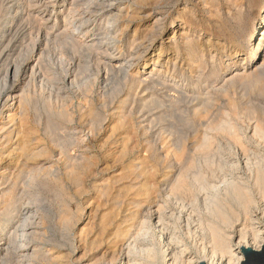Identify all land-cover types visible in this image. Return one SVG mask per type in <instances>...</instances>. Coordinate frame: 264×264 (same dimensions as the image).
Segmentation results:
<instances>
[{"label": "bare ground", "instance_id": "6f19581e", "mask_svg": "<svg viewBox=\"0 0 264 264\" xmlns=\"http://www.w3.org/2000/svg\"><path fill=\"white\" fill-rule=\"evenodd\" d=\"M207 1L215 2L216 0H197V2H200L201 4H204V5H206ZM223 1L226 5H229L231 6V8H233L234 11L231 15V18L233 19V21L236 20L238 25H240L241 24L240 17L242 15V10H241L242 0H223ZM40 2H42V0H0V25H1V22L2 24L3 22H5V26H6L4 30L0 31V164L6 161L8 164V167H10L9 169L0 171V264H66V263L67 264H89V263L90 264H148V263L149 264H180V261H181L180 257H182V254H183L181 252L182 250L180 251L181 241L178 237V234H180V231H179L180 226H182L183 223L185 224L184 229L186 228V231L184 232V229L183 228L181 229L186 236L190 237L191 231L189 227L191 226V224L189 221H192L191 220L192 213H189V211H191L192 207L197 205V202L200 201V199H201L200 202H202L201 207L204 206L203 209H204L205 215L203 217L199 215L198 221L196 220L197 230H200L201 234L206 232L209 235V243H210L209 244L210 248L206 251V254L209 256L211 260L206 261L204 263L205 264H221V263L240 264V262L242 261V255H240L239 257H235L234 255L235 253L233 254L229 246L230 240L228 239L227 235L224 232H222V230H220V226L221 225L229 226V224L231 223L230 217L234 216V214H232V204H237L239 208L241 209V212L244 215H248L251 207H253V205L256 203V200L258 201L264 200V156L260 155L259 153V147L260 146L264 147V117H263L264 107H262L263 112L254 111L253 110L254 108H252L253 105L250 104L251 103L250 101V103L248 102L247 105L250 104L249 109L251 108L252 110L244 109L242 111L241 109L240 112H238L239 110L236 109L237 107H235L234 102H232L233 99L231 98L232 101L230 100L228 101V105L230 108V115L225 113V111L227 112V110L219 109V111L221 112L223 111L221 118L218 119L217 117L219 116L218 114H221L220 112L217 115L215 113L214 116H216L215 118H217L218 120L216 119V121H212L211 124L208 123L209 125L206 124L207 127H205L206 129L203 128L205 129V131L204 133L202 132L201 137L197 138V135L200 136L199 133L198 134L196 133L197 134L196 135V134L191 133L192 131L189 132V136L193 134V136L191 137H194L193 139L197 138L196 141L193 140L194 143L190 142L192 138L190 139L189 142H187L188 139L182 140L180 136L178 137V135L181 133V129L182 131L185 130L181 128L182 126L180 127L181 129H179L180 132H176L177 129L172 128V131L176 130L175 133H178L176 136L182 140V141L181 140L178 141L179 142L178 144H180V146L177 144L174 145L178 147H175L176 151L173 152L174 156L180 153V156H178V158H180V162L178 163L174 159L178 164H180V173L179 174L176 173L178 176H175V175L169 176V173L171 171L167 174H163L162 178H160V180L158 179L160 182L159 184H156V176H157L156 174L158 173V168H163V169L169 168L168 166H165V164H166V158L168 154L170 153L169 149H171L172 147L170 145L168 146L166 142V140L169 139L168 137L167 139H164L165 142L162 139L163 134L166 132L162 128V126L164 125L161 126L162 128L161 131L164 130L165 132L162 134V137H161L162 142L159 144V146L155 143L156 140L149 142V140L151 139L147 140L146 138L150 130L149 125H153L152 124L154 123L152 122L153 120L157 121L156 119H154V118H157V113H154L153 110L158 109L159 107L162 108V106L163 107L166 106L164 105L162 101L161 102L163 104L160 105L161 104L160 103L159 104L160 106H159L156 102H154L155 100L154 98H153L154 99L153 100L154 103H153L151 101L152 96L151 98H148L150 97L148 96L147 100H145L147 95L145 96V94H143L146 88L147 89L151 88V87L148 88L150 84L152 85V83H156L160 79L154 76L155 72H157V74H160L162 72V69L164 68L165 72L168 73V70H170L171 68V71H172V73L170 74L171 76L173 74V71L176 69H178L180 73L183 75L184 61L186 60L188 64L187 66H189L191 69L194 70V72H196V74L193 75L194 80H200L202 78L203 72L206 70L208 66L210 67L209 69L211 70V75L215 73L214 63H216V59L219 56L210 55L211 49L215 45L213 46L211 44L213 42H210V40H207L206 42L204 41L205 43L201 44V39H200L201 33L199 34V36H194L193 35L194 33L192 34V31L190 30H193V31H196V30L194 27H191L192 17H190V19L187 18V15L189 14L190 10H187L186 7L184 6L181 9L177 10L171 17L172 18L171 21L173 23L169 26V28L173 27L174 22L179 23L182 20L184 21V18L186 17L187 19L185 18L184 23L187 24L188 28L190 29L189 31H185V32L180 31L179 39H176L175 32L178 30L177 29L178 25H176L175 27L172 28V31L169 34L171 36H169L167 40L165 41V43H167L170 48L174 49L175 57L172 60H167L164 63L162 62L159 63L162 57V54H163V52L161 51L163 47L162 45H160L161 47L159 48V51L155 54L156 60L151 64L150 72L146 73L143 79H141V77H137L139 76L138 72L133 73V71L131 70V66H132V63H134L135 60L137 62L139 57L141 56L140 55L141 49H143V51L141 52H146V46H144L143 42L150 41L151 40L150 36H153L155 35V33H160V31H162L161 20L154 17L153 14L148 13L150 12V9H149L151 8L150 6L152 7L155 6L158 0H124V2L123 0H48V2L44 3L45 5H43L45 6L43 11H45L46 8H48L49 11L51 12L49 16H47V19L44 16H39V14H37L38 16L34 15V10L37 9L38 5L41 4ZM143 6H145V8ZM205 7H208V6H205ZM206 10L207 9H205V11ZM213 10L216 12L217 9L215 10V8H213ZM217 13L219 15L220 12H216V14ZM258 13L259 14L256 17L257 18L256 23L252 25L251 28H249L248 38L245 41L244 45L249 48L248 52L250 53L255 52L256 54L259 49L261 50L260 52L261 54L258 55L260 56L259 57L260 63H257L253 67H251L252 70L250 69L251 71H249L250 73L248 74L246 73L243 74V72L239 73V71L238 72L233 71L234 73L231 74L232 67L230 68L229 64H225V67L223 68L224 78H223L222 84L219 85L218 88L216 87L218 89L217 90L218 92H222L224 88L229 87L233 85L235 82H237V80H242V79H245L244 80L245 82H246V79H247V82H251L250 84L248 83V85L251 86V89L249 88L250 91L252 90L253 87H255L258 91L260 90L264 91L263 90L264 82L262 84L259 82V80L261 78L263 79L264 77V1L262 2V7ZM213 16L214 17L216 16L215 18H217L218 20L217 15H213ZM141 18L147 19L148 22H149V19L152 20V23L149 26L148 30H146V32L140 33L139 35H137L136 31H134V33L131 36V39L129 38L130 40L127 41L129 48H132L131 52H129L131 56L127 57L126 59H123L121 62L120 60H118L117 61L118 63H113V61H115V59L117 58L116 56H120L121 54L120 44L124 42L123 36H125V32L128 30V28L130 27L132 23L139 22ZM220 23H223V21H220ZM39 24H45L46 26L49 25L51 28L49 30L50 33L45 32L46 30L45 31L42 30L43 26L40 29ZM32 28L36 29L35 34H33V32L31 31ZM206 28L208 30L209 26H206ZM27 29L29 31H27ZM240 29L239 31H243ZM226 31L227 32L225 33V30H222L221 25H220L218 26L217 34L226 37L225 35L228 34V30ZM208 32H211V31H208ZM26 37H28V39H30L32 42L30 44L28 43L29 45L27 47V52L29 51L31 55L41 52V50L35 45L36 42L41 43L44 40H47V42L49 43L50 39H47V38H51L53 40L52 42H54L56 46V51L58 55V58L57 59L55 58V62H56L55 66L60 72L64 73L63 79L61 78L60 80L58 79V76H57V79L55 81L58 82L59 80V82L56 84H54L55 82L53 83L56 86L55 88L56 91L54 92L53 102L52 104L50 103L51 106H48V107H51V114H52L54 121L49 122L48 117H46L47 118L46 121H48V123L51 124L49 125H50V128L52 127L51 128L52 131L55 129L62 130L63 126L61 125L62 124L61 120L62 121L64 120L67 123H71L73 121V113L67 108V103L65 102V100H63L60 97V88H58L59 84L60 83L66 84L67 82L66 80L68 79V77H70L68 79L69 80L68 84L75 85L76 81L73 79L78 78L80 80L81 78L79 76H83L84 74L81 75L80 74L81 70L80 71L78 70L80 73L78 71L77 72L80 75L78 76V73H76V77H75L73 76L74 70L75 69L77 70L79 66L82 67L81 64H84V67L87 64L90 65L89 62L91 61V59H95V62L93 63L92 67L89 66L90 69L88 68V70H86V67L85 68L82 67L84 68V70L82 69L83 71L86 70V73L88 72L89 73L87 77H85L84 83L82 82L83 83L82 88H83L84 95H83V99L82 98L81 99L83 100L82 102H84V106L81 105L78 109L79 120L84 122L85 126L87 127V131L88 133L91 134V136L96 137L98 135H101L105 131L107 134L106 136L107 138L105 137L106 140L105 141L103 140L104 146L105 145L115 146V144H117L118 146L119 144L120 146L118 147L120 148L118 150L122 157H124L126 154H133L138 148L139 149L142 148L145 152H149V153L153 152L157 156L155 158V165L153 164L151 165V163H149L146 160L147 158L141 161L139 164L138 163L134 165L127 164L128 167L123 168L126 173L124 175H119L118 176L119 178L113 177V178H108L106 180H99V181L96 180L95 181L96 178L94 179V177H91L90 179H92L93 181L91 183L92 189H93V192H95V195L94 197H92V195H90L89 197L87 196V199L85 200V206H86L85 209L87 210L88 221L85 222V224H83V226L78 230L77 235L75 237L73 234L70 233V230L77 227L78 224L84 220V219L82 220V218H83L85 211L83 212L81 211L82 209L80 210L77 208L75 212H72L69 206L70 202L68 204L65 203L66 206L64 205L61 206L63 208L65 207L63 211L67 215V217L64 218V216L66 215L63 214L64 216L63 215L62 216L64 220L59 221L60 224L63 222L62 226L64 225L66 227V230L68 231L65 233L64 237L66 238L72 237L70 239L71 243H75V244L77 243V245L78 244L83 245L81 247H78L76 245L75 247L74 246L75 244H72V245L69 244L70 247L67 249V254L65 258L61 257L60 255H57V253H56V256L53 257V254L51 253V251L54 249L56 252L63 251L62 246L64 245L59 246L57 244L58 246H55L47 238V236L45 235L43 231L44 229L43 222L45 221V216H42V215L40 216V213L42 214L44 213V211L40 209L39 207H36L34 210L33 208L32 209L30 208L31 206L29 207L30 203L28 204L27 202V200L29 201V199H27V196L23 189L24 185H26L27 183L30 185L31 183H35L37 180L38 181L58 180L60 181L59 185L61 187V190L64 192V195L67 194L66 185H63L64 182L62 181V179L58 178L59 175L58 177L54 176L50 168H44V166L39 167V165H34L33 163H30L32 162V160H35L37 157H40L43 155L47 156L48 153L42 147L39 148L38 143L34 144L35 143L34 140L37 141V137L36 139L34 138L35 129L31 125V123L33 122L30 121V118L32 117V120H33V115L35 113H33L31 117L29 116L30 114V106H29L30 99L28 97L29 93L27 91H26L27 95L23 94V92L22 94L21 92L18 93L20 88L17 86L15 87L13 84L12 85L10 84L11 86L10 85L7 86L9 84L8 78L11 77V79L13 80L12 83H14L16 79L19 77L20 73H22L23 77H26L27 73L30 72V74H32L33 72H36L35 69L38 68L37 64L35 65L32 64L31 56L29 54H27V56L29 55L30 58L23 56L25 57L23 58L24 60L22 61L21 59L22 62L18 63L17 61L16 62L9 61V58L5 53L6 46H9L8 44L12 43V40H15L16 42V40L22 38V40L25 43ZM23 41L21 43H23ZM49 45L51 46V42ZM226 45L228 44L225 43L222 47H218L222 49L219 52L220 56L228 52L226 50L227 48ZM16 46H17V43H16ZM53 46L51 47L53 48ZM44 47L45 48L43 50H46L47 49L46 46ZM115 51L118 52V55L117 54L115 55L114 53ZM205 51H209L208 52L209 62L205 61L207 58L205 55L206 53ZM183 52H184L185 58L186 57L187 58L185 60L183 58L180 59V64H177V62L179 61V60L177 61L178 56L180 54V57H181V54ZM12 55H13V52H12ZM61 55L63 56V59ZM41 56H39L38 59ZM67 57H69L68 62L67 64H65L63 60L64 59L66 60ZM81 57H82V62L80 60ZM38 61H39L38 63L41 62L40 60ZM237 63L235 62V65L238 68L241 65ZM38 65L40 66V64ZM242 65H244V58L242 61ZM70 73L72 75H70ZM93 73H95V78L93 76V79H90ZM113 75H116L117 77L120 76L122 79H125V81L130 80L129 85L127 84L128 85L127 92L125 91L126 93H124L126 94V96L124 95V99L122 97L121 99L123 100L121 101L119 100L120 99L119 97L118 99L119 102H117L116 105H113L111 100H114L115 96L120 94L121 91L118 89L119 87L117 88L115 87V85H113L114 88L112 87L113 90L111 91V93L109 92L110 94H108V96L104 92L107 83L109 82V80L111 79ZM189 75H190L189 78H192V74H189ZM31 77H34V76L31 75ZM71 77L73 79H71ZM244 81H243L242 87L243 85H246L244 84L245 83ZM160 82L163 83L164 81H160ZM32 83H33V79H32ZM117 83L118 82H115V84ZM258 83L262 85L261 88L257 86ZM78 84L79 83H77V85ZM95 84H97L99 86V89H101L100 93H98L96 96V100H94L95 98L93 99L92 97L93 95L92 89ZM167 84L170 85V83H167ZM238 84L241 85L239 82ZM238 84H236V87L239 86ZM24 85L26 86L27 84H24ZM159 85L161 86L162 84H159ZM153 87L154 86H152V88ZM169 87L167 88L169 89ZM171 87L175 89L173 85ZM246 87H243V88L245 89ZM163 88L165 90V87H162V89ZM38 92L37 94L42 93V92L40 93ZM166 92L163 94V96L165 95V98H166ZM183 93L180 92V94H183ZM34 95L35 94H33V96ZM200 96L202 95L200 94ZM260 96H263V95H260ZM49 97L46 98L44 96V99L46 98L48 99V101L50 99L52 100V98L49 99ZM187 97H188V93H187ZM194 97L196 98L195 95ZM167 98L169 99V97ZM182 98L180 100L181 103L183 100ZM185 99L183 103L187 100ZM237 99L239 100V98ZM213 100L215 99H212V101ZM258 100L256 101L258 102V104H260L259 103L260 100L259 101ZM261 100H264V99H262L261 97ZM177 101H175V103H177ZM256 101L254 102L252 101V102L257 103ZM34 103L35 102H33V104ZM165 103H166V100H165ZM169 103L170 102H167V105ZM181 103L179 104L181 105ZM36 104H38L37 100H36ZM155 104H157L158 106ZM209 104H210V99L208 97H206V99L202 100L201 102L199 100L198 103L195 104V106L193 107L192 116L193 117L200 116L199 118H202V115L208 113L207 109L209 108L208 107ZM216 105H215V108H216ZM256 105L257 104H255L254 106ZM177 106L178 105H175V109ZM218 106H220V104L217 105V107ZM261 106L262 105H260L259 107ZM183 107L181 109H183ZM170 108L169 110H171ZM177 110L180 111V109L178 108ZM211 110L212 109H210V111ZM158 112H159V109H158ZM214 112L216 111L214 110ZM181 113L183 114V112ZM181 113H180V116H181ZM201 113L202 115H200ZM43 114H45V112ZM210 114L212 115V113ZM167 115L169 114L167 113ZM231 115L232 117H236L237 119H239V124L243 123L241 121L242 118L247 119L249 122L250 121L253 122V125L250 127L251 136H249L248 133L245 132L246 131L245 126H242L243 128H245V131H243L237 124L238 122L233 121L234 119L230 118ZM38 116H36V118L40 121ZM164 116L166 115L164 114ZM203 117L206 118L207 116L204 115ZM181 118H183V116H181ZM205 118L199 119V120L207 121L208 119H205ZM37 119L36 121L40 123ZM163 119L166 120L168 118H163ZM161 120L162 119H160V121ZM188 120L186 122H188ZM176 121L175 123H177ZM197 121H195V124ZM163 122L166 123V121H163ZM191 122L193 121L191 120ZM155 125H156V122H155ZM47 126L48 125L46 123V126H45L46 130L49 131L48 129L49 126L48 127ZM185 126L186 125H184V127ZM170 128H171V124H170ZM64 129L62 130L63 133L62 131H60L61 134L57 135L58 136L57 139H55L56 137L55 134L59 132L58 130L56 133L53 132V134L51 133V135H49L50 137H52L51 143L55 147L58 148L59 154L62 155V157H64L63 166H62L63 171H64L63 172L64 177L66 179H70L73 185L75 186L74 191L78 193L79 196H82L83 194V197H84L85 190H84L83 185L85 184L86 179L89 178V176H91V173L89 174L91 170L90 169L91 163H90V160L86 159L85 157L82 158L81 160L79 159L80 161L77 159L79 161L77 162V160L75 159V156L71 157L72 155L70 156L67 154L69 153V151H66L64 147H60L61 145L60 146L58 145L57 141L59 139V136L63 137L62 134H64V137H65L66 132H67L66 134H70V132L73 131L71 129L70 130L67 129V131H65L66 129L65 130ZM42 131L44 132V130ZM49 133L50 132H48V134ZM157 133H154L155 134L154 136H156ZM194 135L196 136V138ZM68 136L69 138L70 137L73 138V136H70V135ZM158 136L159 135H157V137ZM167 136H169V134ZM181 136L184 137L187 135L182 134ZM62 137H60L61 141L62 139H64V137L63 138ZM75 137H78V136H75ZM139 137L141 138V142H140L141 145L138 143H135V141L132 142V140H137V138ZM151 137L152 139H154L152 135ZM114 138L116 139V141L110 143L109 140H114ZM170 139L172 138L170 137ZM170 139L169 141H171ZM175 139L177 140V138ZM175 139L173 138V140ZM39 140L42 142L40 138ZM222 140H224L225 142V148L222 145L224 144ZM172 142H169V144ZM174 143L175 142H173V144ZM190 143H192L193 145ZM236 148L240 149L239 153L234 152ZM86 149L87 148H84L82 150L85 151ZM188 151L197 152L202 157L201 159L202 161H199L198 163L196 162L197 165L196 164L195 165L197 167V171L195 170L196 168L194 166L195 173L194 174L192 173V176L187 175V174L188 173L190 174L193 171L192 169H191L192 171L190 170V167L192 166L193 168V164H194L193 162L195 158L193 162L192 160L191 161L189 160L193 164L189 163L188 160H186V159H189V156H186V155H189ZM163 152L165 156L164 154H162ZM212 152L213 153L215 152V154L213 156H210ZM224 152L227 153V155H225ZM190 157H193V155L192 156L190 155ZM176 159H177V156H176ZM251 159H253L254 162ZM130 160L132 161V159ZM185 160L189 163V164L187 163L188 165H186V162H184ZM241 165H243V168L248 170L249 172L248 177L250 178L251 183L248 182V184H245L244 182L242 183L239 180L237 181V179L235 180L233 178H230V176H229L230 179L227 178V176H225L226 175L225 172L227 171V169L236 171L240 169ZM185 166L188 170H185L184 168ZM185 171L186 172L191 171V172H188L186 174ZM134 174L135 176H137L136 178H138L139 176H143V175H146L148 178L143 183H141V181H143L141 180L139 182L141 183V185H138L135 182H132L134 178L133 179L130 178ZM218 177L220 181H218ZM87 192H89V190ZM162 192H164L165 196L166 197L168 196V198H171L172 196V198L174 197L173 199H175L177 198L176 196H178V198L180 196V202H179L180 204L178 205L180 206V209L177 206V208L180 210L178 215L173 214V215L167 216L168 214H166V211H165L168 209L166 201L160 202L161 203L160 206L157 205L158 203H156V199L159 198ZM56 195L59 198L58 193ZM113 195H114V198H116V200H114V202H112L113 200L110 202V199L112 198ZM66 197H69V196H66ZM186 198L189 199L190 201L189 205H187L184 202V199ZM58 202H55V203H58ZM152 205H155L156 207H158V210L155 213L156 216H155V222H154L155 227H156L155 230L157 229L159 233V238L156 239V243H153L154 242L153 240H155L153 239V236H152L153 228L151 227L150 215L147 214L148 209H150V206ZM123 212L127 213V215L122 216ZM153 212H155V208ZM184 212L186 213L188 212V216L186 220L182 222ZM172 213H175V212H172ZM233 213H236V212L233 211ZM134 218H137L138 225L140 226V232L138 233V235L136 234L134 238H132L133 232H131L132 231L131 223L134 220ZM263 225H261L258 228L257 233L253 235V242L255 244L253 243L254 246H251V248H253L254 250H258L264 241V226ZM63 227H61V229ZM245 243H246V237L243 235V233L242 234L239 233V242H238L239 247H248V245ZM80 252L82 253L80 256H78ZM202 252H204V250ZM98 255H100V257L107 256L108 261L100 262L98 260L92 263V261L96 259ZM168 256H169V259H167ZM217 259L221 263L217 262ZM61 260L62 261L64 260V262H62ZM199 263L200 262H196L195 264H199ZM185 264H188V263L186 262Z\"/></svg>", "mask_w": 264, "mask_h": 264}, {"label": "rangeland", "instance_id": "374dc122", "mask_svg": "<svg viewBox=\"0 0 264 264\" xmlns=\"http://www.w3.org/2000/svg\"><path fill=\"white\" fill-rule=\"evenodd\" d=\"M217 1V2H216ZM215 2H211V1H207L206 2V5H204V4H201L200 2H197V0H158V2L155 4V6H150L151 8H149L150 9V12H148V13H150V14H153V16L154 17H156L157 19H160L161 20V29H162V31H160V33H155V35H153V36H150V38H151V40L150 41H144L143 42V44H144V46H146V52H141V51H143V49H141L140 50V57H139V59H138V63L136 62V60H135V64L134 63H132V66H131V70L133 71V73H135V72H138V75L139 76H137V77H141V79H143V77L146 75V73H149L150 72V69H151V64L156 60V57H155V54L159 51V48L161 47L160 45H162V52H163V54H162V57H161V59H160V61H159V63H164L165 61H167V60H172L175 56V51H174V49H172V48H170L169 47V45L167 44V43H165V41L167 40V38L169 37V36H171V35H169L170 34V32L172 31V28L173 27H175L176 25H178V30L175 32V38L176 39H179V36H180V31H189L190 29L188 28V26H187V24H185L184 23V21H185V18H184V21L182 20L181 22H179V23H177V22H174V24H173V27H171V28H169V26L173 23L172 21H171V17L173 16V14L177 11V10H179V9H181L182 7H186V9L187 10H190L189 11V14L187 15V18L188 19H190V17H192V21H191V27H194L195 28V30L196 31H193V30H190V31H192V34L194 35V36H199V34H200V39H201V44H203V43H205L207 40H210V42H213V43H211L214 47H212V49H211V53H210V55L211 56H214V55H216V56H219L217 59H216V63H214V68H215V73L214 74H212L211 75V70L209 69L210 67L208 66L207 68H206V70L203 72V74H202V78L200 79V80H194L193 79V75H195L196 74V72H194V70L193 69H191L189 66H187L188 64H187V62H186V58H185V56H184V52L181 54V57H180V54H179V56H178V59H177V64H180V59H184L185 61H184V73H183V75L180 73V71L178 70V69H176V70H174L173 71V74H172V76L170 75L171 73H172V71H171V68H170V70H168V73L167 72H165V69L163 68L162 69V72L160 73V74H157V72H155V74H154V76H156V77H158V78H160L156 83H152V85L150 84L149 85V83H148V88H152V86H154L152 89L150 88V89H147L146 88V90H145V92L143 93V94H145V96H146V99L145 100H147V97L148 96H150V97H148V98H151V96H152V102H153V100H154V102H156L158 105L160 104V105H162L163 103H164V105H166L165 107H163L162 106V108H158L159 109V112H158V109H155V110H153V112L154 113H157V118H154V119H156L157 121H152V122H154V123H152L153 125H149V128H150V130H149V132H148V134H147V136H146V138H147V140H149V139H151V140H149V142H151V141H155V143L159 146V144L162 142V139L164 140V139H167V137L170 139V137L172 138V139H170L171 141H169V139H167L166 140V142H167V144H168V146L170 145L172 148L171 149H169V154H168V156H167V158H166V164H165V166H168L169 168H167V169H163V168H158V173L156 174L157 176H156V184H159L160 182H159V180H160V178H162V176H163V174H167V173H169L170 171V173H169V176L170 175H175V176H178L177 174H179L180 173V164H178L179 162H180V158H178V156H180V153H178V155H175L174 156V154H173V152L174 151H176V149H175V147H178V146H174L175 144H177V145H179L180 146V144H178L179 142L178 141H180L181 139L182 140H187V142H189L190 141V139H191V141L190 142H192V143H194L193 142V140L194 141H196L197 140V138L198 137H201L202 136V132L204 133V131H205V127H207L206 126V124H211L212 123V121H216V119L217 118H215L216 116H214L215 115V113H216V115L220 112L221 114H218L219 116H217L218 117V119L219 118H221V116H222V112L221 111H219V109H221V110H227V112L225 111V113H227V114H229L230 115V108H229V105H228V101L230 100V101H232V99H233V101L232 102H234V105H235V107H237L236 109L237 110H239L238 112H240V110L242 109V111L245 109H247V110H250L249 109V107H250V104L251 105H253L252 106V108H254L253 110L254 111H261V112H263L262 111V107H264V100H261V97H262V99H264V91H262V90H260V91H258L255 87H253L252 88V92L249 90V88L251 89V86H249L248 85V83L250 84L251 82H247V79H246V82L244 81L245 79H242V80H237V82H235L233 85H231V86H229V87H226V88H224L223 89V93L222 92H218L217 90V88H218V86L219 85H221L222 84V81H223V78H224V70H223V68L225 67V64H229L230 65V68H231V74L232 73H234V72H238L239 71V73H242L243 72V74L244 73H246V74H248V73H250L249 71H251L252 70V68L251 67H253L255 64H257V63H260V56H258V55H260L261 53V50L259 51L258 50V52L256 53L257 54V56H256V54H255V52H252V53H250V52H248V47L247 46H245L244 45V43H245V41L247 40V38H248V33H249V28H251V26L252 25H254L255 23H256V17L258 16V12L260 11V9H261V7H262V2L264 1V0H242V6H241V10H242V15H241V17H240V22H241V24L240 25H238V23L236 22V20H234L233 21V19L231 18V15H232V13H233V8H231V6H229V5H226L225 3H224V1L223 0H216ZM249 1V2H248ZM43 2V3H42ZM42 2H40L39 4L40 5H38V7H37V9H35L34 10V15H37V14H39V16H44L46 19H47V16H49V14L51 13L50 11H49V9L48 8H46V10L45 11H43L44 10V7L45 6H43V5H45L44 3H46V2H48V0H42ZM123 2H124V0H123ZM130 2V1H129ZM189 3V4H188ZM199 4V5H198ZM208 4V5H207ZM202 5V6H201ZM193 6V7H192ZM204 6V7H203ZM205 6H208V7H205ZM224 6V7H223ZM42 7V8H41ZM144 8H145V6H143ZM190 7V8H189ZM212 7V8H211ZM213 8H215V10H216V12H220L219 13V15H218V13L216 14V12L213 10ZM243 8V9H242ZM39 9V10H38ZM193 9V10H192ZM205 9H207L206 11H205ZM232 9V10H231ZM220 10V11H219ZM48 11V12H47ZM224 11V12H223ZM227 11V12H226ZM191 13V14H190ZM217 15V17H218V20H217V18H215L213 15ZM215 13V14H214ZM230 13V14H229ZM42 14V15H41ZM145 14V13H144ZM147 14V13H146ZM227 14V15H226ZM229 14V15H228ZM158 17H157V16ZM168 15V16H167ZM196 17H194V16ZM38 16V15H37ZM167 16V17H166ZM166 17V18H165ZM186 18V19H187ZM198 19V20H197ZM197 20V21H196ZM220 21H223V23H220ZM247 21V22H246ZM216 22V23H215ZM151 23H152V20L151 19H149V22L147 21V19H143V18H141L140 19V21L139 22H134V23H132L131 25H130V27L128 28V32L126 31L125 32V36H123V41L126 43V45H125V43L123 42L122 44H120V46H121V54H120V56H116L117 58L115 59V61H113V63H118L117 61L118 60H120V62L123 60V59H126L127 57H130L131 55L129 54V52H131V50H132V48H129V46H128V44H127V41L128 40H130L131 39V36H132V34L134 33V31H136V34L137 35H139L140 33H142V32H146V30H148V28H149V26L151 25ZM233 23V24H232ZM41 25V26H40ZM221 25V28H222V30H225V33L227 32L226 30H228V34L227 35H225L226 37H224V36H221V35H218L217 33V30H218V26H220ZM42 26H43V28H42ZM206 26H209V29L207 30V28H206ZM5 22H3V24H2V22H1V25H0V31H2V30H4L5 29ZM39 27H40V29L42 28V30H46L45 32H48V33H50V26L49 25H45V24H39ZM49 27V28H48ZM186 27V28H185ZM226 27V28H225ZM37 28H38V26H37ZM136 28V29H135ZM188 28V29H187ZM194 28H192V29H194ZM241 28V29H240ZM29 29V28H28ZM27 29V31H29ZM239 29L240 30H243V31H239ZM198 30V31H197ZM32 32H33V34H35V32H36V29H33L32 28V30H31ZM208 31H211V32H208ZM130 32V33H129ZM168 32V33H167ZM208 32V33H207ZM245 32V33H244ZM210 33H211V35H210ZM224 33V34H225ZM247 33V34H246ZM223 34V35H224ZM234 34V35H233ZM158 35V36H157ZM161 35V36H160ZM210 35V36H209ZM33 36V35H32ZM34 37V36H33ZM153 37V38H152ZM209 37V38H208ZM130 38V39H129ZM204 38V39H203ZM32 39H34V38H32ZM47 39H50L49 40V43L47 42V40H44L43 42H36V46L41 50V52L40 53H35V54H33V55H31L30 53H29V51L27 52V47H28V45L30 44V43H32L31 42V40L30 39H28V37H26V40H25V43H24V41L22 40V38H20V39H18V40H16V42H15V40H12V43H9L8 45L9 46H6V48H5V53H6V55L8 56V58H9V61H11V62H22L24 59L23 58H25V57H28V58H30V56H31V62H32V64H37V67L38 68H36L35 69V71L37 72V74H36V72H33L32 74H30V72L29 73H27V75H26V77H23L22 76V73H20L19 74V77L16 79V81L14 82V83H12L13 82V80L11 79V77L10 78H8V85L7 86H9L10 84L12 85H14L15 87L17 86V87H19L20 89H19V91H18V93H20L21 92V94H22V92H23V94H25V95H27V92L29 93V95H28V97H29V99H30V101H29V106H30V114H29V116L31 117V115H33V113H35L34 115H35V117H34V115H33V120H32V117L30 118V121L31 122H33V123H31V125L34 127V129H35V136H34V138L36 139V137H37V141L36 140H34L35 141V143L34 144H37L38 143V145H39V148L40 147H42L48 154H50V155H48L47 154V156L46 155H43V156H40V157H37L35 160H32V162H30V163H33L34 165H39V167L40 166H44V168H50L51 169V171H52V174L54 175V176H56V177H58V175H59V177L58 178H60V179H62V181L64 182V184L63 185H66V189H67V194L66 195H64V192L61 190V187H60V181H58V180H53V181H46V180H44V181H36L35 183H31L30 185L27 183L26 185H24V187H23V189H24V191H25V194H26V196H27V199H29V201L27 200V202H28V204H29V207L32 209L33 208V210L36 208V207H39L40 209H42L43 211H44V213H40V216L42 215V216H45V221L43 222L44 223V229H43V231H44V233H45V235L47 236V238L50 240V242L53 244V245H55V246H60V245H64V246H62L63 248V251H60V252H56L55 251V249L54 250H52L51 251V253L53 254V257L54 256H56V253H57V255H60L61 257H63V258H65V256H66V254H67V249L70 247V245H72V244H75V243H71L70 242V239L72 238V237H68V238H66V237H64V235H65V233L66 232H68L67 230H66V227L64 226H62V224H63V222L60 224V222L59 221H63L64 219H63V214H65L64 213V211H63V209L65 208H63V207H61V206H66L65 205V203H69V206H70V209H71V211L72 212H75L76 210H77V208L78 209H82L81 211H85L84 212V215H83V218H82V222H80L79 224H78V226L77 227H75L74 229H71L70 230V233L71 234H73L74 235V237L77 235V232H78V230L83 226V224H85V222H87L88 221V219H87V210L85 209L86 208V206H85V200L87 199V196L89 197L90 195H92V197H94V195H95V192H93V189H92V179H90L91 177H94V179H95V181L97 180V181H99V180H106V179H108V178H119L118 176L119 175H124L126 172H125V170L123 169V168H127L128 167V165L127 164H129V165H134V164H139L141 161H143V160H145L146 158V160L149 162V163H151V165L153 164V165H155V158L157 157L153 152L152 153H149V152H145L142 148L141 149H137L133 154H126L124 157H122L121 155H120V153H119V148L120 147H118V146H120L119 144H118V146H117V144H115V146H117V147H115L114 145L113 146H108V145H105L104 146V141L106 140L105 139V137L107 136V134H106V132L104 131L101 135H98V136H91V134L90 133H88V131H87V127L85 126V124H84V122H82L81 120H79V118H78V109H79V107L82 105V106H84V102H82L83 100V95H84V93H83V88H82V84L84 83V80H85V77H87V75H88V73H86V70H88V68H89V66L90 67H92V65H93V63L95 62V59H91V61L89 62V64L90 65H86L85 67H86V70L85 71H83L84 70V64H81V66L82 67H84V68H82V67H78V69L76 70H74V73H73V76H75L76 77V73H78L80 70V74L81 75H83V76H79L80 74L78 73V76L81 78L79 81L75 78V79H73L72 77H71V79H73V80H75L76 81V83H75V85H70V84H68V79L70 78V77H68V79L66 80L67 82H66V84L65 83H60L59 84V87L58 88H60V97L63 99V100H65V102L67 103V108L73 113V121L71 122V123H67V122H65L64 120L62 121L61 120V125L63 126L62 127V130L64 129L65 131H67V129L68 130H73V131H71L70 132V134H66L65 133V131H64V133H65V137H64V134H62L63 135V137H64V139H62V141L60 140L61 138L60 137H62V136H59V139H58V141H57V143H58V145L60 146V147H64L65 149H66V151H69V153H67L68 155H72L71 157H73V156H75V159L77 160H81L82 158H86V159H89L90 160V163H91V166H90V172H89V174L91 173V176H89V178H87L86 179V181H85V184L83 185V187H84V190H85V193H84V197H83V194H82V196H79L78 195V193H76L74 190H75V186L73 185V183H72V181L70 180V179H66L65 177H64V171H63V168H62V166H63V158L64 157H62V155H60L59 154V150H58V148L57 147H55L52 143H51V139H52V137H50L49 135H51V133L53 134V132H57V130L60 132V131H62V130H59V129H55V130H51V128H50V123H48V121H46L47 120V118L46 117H48V120H49V122L51 121V122H53L54 120H53V117H52V114H51V107H48V106H51V104H52V102H53V96H54V92L56 91L55 90V88H56V86L54 85V84H56V83H58L59 82V80H58V82H56L55 80L57 79V76H58V79H60L61 80V78L63 79V76H64V73L63 72H60L58 69H57V67L55 66V58L57 59L58 58V55H57V51H56V46H55V44H54V42H52L53 40L51 39V38H47ZM21 40V41H20ZM28 40V41H27ZM215 40V41H214ZM23 41V43H21ZM68 41V40H67ZM205 41V42H204ZM217 41V42H216ZM223 41V42H222ZM229 41V42H228ZM237 43H236V42ZM240 41V42H239ZM20 42V43H19ZM44 42H46V43H44ZM50 42H51V46H53V48L49 45L50 44ZM70 42V41H69ZM68 42V43H69ZM147 42V43H146ZM152 42V43H151ZM16 43H17V46H16ZM29 43V44H28ZM38 43V44H37ZM40 43V44H39ZM53 43V44H52ZM228 44V45H226L227 46V48H226V50L228 51L227 53H225V54H222L221 56L219 55V52L222 50L221 48H218V47H222L224 44ZM33 44H34V42H33ZM45 44V45H44ZM48 44V45H47ZM149 45V46H148ZM151 45V46H150ZM11 46V47H10ZM14 46V47H13ZM43 46V47H42ZM44 46H46V50H43L45 47ZM25 47V48H24ZM55 47V48H54ZM126 47V48H125ZM14 48V49H13ZM18 48V49H17ZM172 49V50H171ZM13 50V51H12ZM15 50V51H14ZM20 50V51H19ZM53 52H52V51ZM124 50V51H123ZM26 51V52H25ZM43 51V52H42ZM232 51V52H231ZM12 52H13V55H12ZM15 52V53H14ZM56 52V53H55ZM173 52V53H172ZM206 52V53H205ZM204 53H205V55H206V62L209 60V58H208V52L209 51H205ZM236 52V53H235ZM43 53V54H42ZM115 53V55L117 54L118 55V52L117 51H115L114 52ZM230 53V54H229ZM259 53V54H258ZM21 54V55H20ZM26 54V55H25ZM27 54H29L28 56H27ZM39 54V55H38ZM43 55V56H41V55ZM45 54V55H44ZM129 54V55H128ZM235 54V55H234ZM247 54V55H246ZM253 54V55H252ZM57 55V56H56ZM224 55V56H223ZM243 55H244V57H243ZM14 56V57H13ZM23 56H25V57H23ZM34 56V57H33ZM37 56V57H36ZM39 56H41L39 59H38V57ZM55 56V57H54ZM62 56V55H61ZM256 56V57H255ZM12 57V58H11ZM83 57V56H82ZM82 57H81V62H82ZM253 57V58H252ZM14 58V59H13ZM33 58V59H32ZM68 58L69 57H67V59L65 60H63L64 62H65V64H67V62H68ZM146 58V59H145ZM219 58H220V60H219ZM228 58V59H227ZM243 58H244V65H242V61H243ZM246 58V59H245ZM255 58H257V59H255ZM21 59H22V61H21ZM35 59V60H34ZM62 59H63V56H62ZM166 59V60H165ZM254 61H253V60ZM37 60V61H36ZM38 60H40L41 62L40 63H38L39 61ZM240 60V61H239ZM34 61H36V62H34ZM43 61V62H42ZM143 61V62H142ZM232 61V62H231ZM80 62V63H81ZM209 62V61H208ZM226 62V63H225ZM235 62L237 63H239L241 66L240 67H236V65H235ZM80 63H79V65H80ZM222 63V64H221ZM237 63V64H238ZM249 63V64H248ZM38 64H40V66L38 65ZM234 64V65H233ZM252 64V65H251ZM141 65V66H140ZM210 65V64H209ZM248 65V66H247ZM250 65V66H249ZM44 66V67H43ZM88 66V67H87ZM242 67V68H241ZM248 67V68H247ZM42 68V69H41ZM190 68V69H189ZM240 68V69H239ZM42 70V71H40V70ZM83 69V70H82ZM90 69V68H89ZM251 69V70H250ZM79 70V71H78ZM244 70V71H243ZM59 71V72H58ZM78 71V72H77ZM142 71V72H141ZM191 71V72H190ZM208 71V72H207ZM234 71V72H233ZM246 71V72H245ZM85 72V73H84ZM188 72H190V73H188ZM210 73V74H209ZM43 74V75H42ZM189 74H192V78H189L190 77V75ZM31 75L32 76H34V77H31ZM52 77H51V76ZM70 75H72L71 73H70ZM69 75V76H70ZM86 75V76H85ZM137 75V74H136ZM141 75V76H140ZM164 75V76H163ZM39 76V77H38ZM77 76V77H78ZM93 76H94V78H95V73H93V75L91 76V78L90 79H93ZM184 76V77H183ZM38 77V78H37ZM41 77V78H40ZM54 77V78H53ZM217 77V78H216ZM22 78V79H21ZM32 79H33V83H32ZM25 80V81H24ZM29 80V81H28ZM116 80V81H115ZM191 80V81H190ZM264 77H263V79L261 78L260 80H259V82L262 84L264 81ZM18 81V82H17ZM118 82L117 84H115V82ZM160 81H164L163 83H161ZM165 81H166V83H165ZM192 81H194V82H192ZM196 81V82H195ZM210 81V82H209ZM242 81V82H241ZM243 81L245 82L244 84H246V85H243V87H246L247 85V87L244 89L243 87H242V84H243ZM25 82H27V83H25ZM55 82V83H54ZM83 82V83H82ZM190 82V83H189ZM219 82V83H218ZM238 82L241 84V85H239L238 84ZM40 83V84H39ZM54 83V84H53ZM77 83H79L78 85H77ZM95 83V82H94ZM93 83V84H94ZM108 83H110V84H108ZM107 83V85H106V88H105V93L107 94V96H108V94H110L111 93V91L113 90V88H114V86L113 85H115V87H119L118 89L121 91L120 92V94L119 95H116L117 96V98H116V96H115V98H114V100H111L112 101V103H113V105H116L117 104V102H119V100L121 101V100H123L124 99V95L126 96V94H124V93H126L127 92V89H128V85H129V83H130V80L129 81H125V79H122L120 76L119 77H117L116 75H113L112 77H111V79L109 80V82ZM113 83V84H112ZM167 83H170V85L172 84L173 85V87H175V89L177 90H175V89H173L170 85H168ZM191 83H193V84H191ZM211 83V84H210ZM260 83H258L257 84V86L258 87H260L261 88V84ZM16 84V85H15ZM24 84H27L26 86L24 85ZM98 84V83H97ZM97 84H95L94 86H93V89H92V97H93V99L94 100H96V96H97V94L98 93H100V90L101 89H99V86L97 85ZM123 84V85H122ZM128 84V85H127ZM158 84V85H157ZM159 84H162L161 86L159 85ZM165 84H166V86H165ZM216 84H218V85H216ZM236 84H238L237 86L239 87H236ZM259 84H260V86H259ZM10 85V86H11ZM39 85V86H38ZM125 85V86H124ZM210 85H212V86H210ZM24 86V87H23ZM29 86V87H28ZM62 86V87H61ZM65 86V87H64ZM77 86V87H76ZM170 86V87H169ZM177 86V87H176ZM197 86V87H196ZM215 86V87H214ZM23 87V88H22ZM39 87V88H38ZM101 87V86H100ZM113 87V88H112ZM162 87H165V90H164V88L162 89ZM167 87H169V89L167 88ZM179 87V88H178ZM217 87V88H216ZM263 87H264V83H263ZM27 88V89H26ZM34 88V89H33ZM52 88V89H51ZM68 88V89H67ZM158 88V89H157ZM179 90H178V89ZM182 88V89H181ZM194 88V89H193ZM201 88V89H200ZM216 88V89H215ZM238 88V89H237ZM241 88V89H240ZM23 91H22V90ZM33 89V90H32ZM157 89V90H156ZM167 89V90H166ZM182 91H181V90ZM185 89V90H184ZM204 89V90H203ZM206 89H207V91H206ZM210 89V90H209ZM228 89V90H227ZM256 91H254V90ZM30 90V91H29ZM160 90V91H159ZM169 90H171V91H169ZM188 90V91H187ZM227 90V91H226ZM264 90V89H263ZM25 91V92H24ZM27 91V92H26ZM38 91H40V92H42V93H40V92H38ZM62 91V92H61ZM69 91V92H68ZM126 91V92H125ZM155 91V92H154ZM158 91V92H157ZM166 92V98H165V95L163 96V94ZM175 91H176V93H175ZM184 92L183 94H180V92ZM186 91V92H185ZM196 92V93H194V92ZM206 91V92H205ZM232 91V92H231ZM250 91V92H249ZM33 92H35V93H33ZM37 92L38 93H40V94H37ZM80 92V93H79ZM110 92V93H109ZM191 92V93H190ZM202 92V93H201ZM207 93V94H205V93ZM235 92V93H234ZM240 92V93H239ZM261 92V93H260ZM63 93V94H62ZM75 93V94H74ZM149 93V94H148ZM153 93V94H152ZM187 93H188V97H187ZM199 93V94H198ZM215 93H216V95H215ZM222 93V94H221ZM232 93H234V94H232ZM32 94V95H31ZM33 94H35L34 96H33ZM42 94V95H41ZM190 94V95H189ZM200 94L202 95V96H200ZM210 94V95H209ZM213 94V95H212ZM227 94V95H226ZM242 94V95H241ZM41 95V96H40ZM78 95H80V96H78ZM82 95V96H81ZM141 95V94H140ZM181 95H182V97H181ZM194 95L196 96V98L194 97ZM200 96V97H198V96ZM207 95V96H206ZM209 95V96H208ZM222 95V96H221ZM225 95V96H224ZM260 95H263V96H260ZM32 96V97H31ZM39 96H40V98H39ZM43 96V97H42ZM44 96L46 97V98H48L49 96H51V97H49V99L50 98H52V100L50 99L49 101H48V99H44ZM48 96V97H47ZM154 96V97H153ZM163 96V97H162ZM179 98H178V97ZM205 98H204V97ZM221 96V97H220ZM237 96V97H236ZM248 96V97H247ZM80 97V98H79ZM119 97H120V99H119ZM123 97V99H121ZM138 97H139V95H138ZM157 97H159V98H157ZM167 97H169V99L167 98ZM175 97V98H174ZM187 97V98H186ZM203 97V98H202ZM206 97H208L209 99H210V104L208 105V109H207V114H204L205 116H207V117H211L210 119L209 118H205V117H203L204 115H202V113L200 114V115H202V118H199V117H193L192 115H193V112H192V110H193V107L195 106V104H197L198 103V101L200 100V102L202 101V100H204V99H206ZM212 97V98H211ZM223 97V98H222ZM35 98V99H34ZM82 98V99H81ZM154 98V99H153ZM159 99V100H157V99ZM181 98L183 99L182 100V103L180 102V100H181ZM187 100H186V99ZM228 100H227V99ZM232 98V99H231ZM237 98H239V100L237 99ZM243 98V99H242ZM260 100V104H258V102L256 101V100H258V99ZM40 99V100H39ZM87 99V98H86ZM119 99V100H118ZM173 99V100H172ZM184 99L186 100L184 103H183V101H184ZM198 99V100H197ZM212 99H215V100H213L212 101ZM35 100V101H34ZM36 100H37V103L38 104H36ZM88 100V99H87ZM159 101V102H157V101ZM164 100V101H163ZM165 100H166V103H165ZM168 100V101H167ZM177 100H179V101H177ZM235 100V101H234ZM246 100V101H245ZM258 100V101H259ZM45 101H46V103H45ZM163 103H162V102ZM172 101V102H171ZM175 101H177V103H175ZM190 102V103H188V102ZM216 101V102H215ZM217 101H218V103H217ZM220 101V102H219ZM226 101V102H225ZM242 101V102H241ZM250 101H251V103H250ZM254 101H256L257 103H253ZM33 102H35L34 104H33ZM41 102H43V103H41ZM69 102V103H68ZM151 102V103H152ZM153 102V103H154ZM167 102H170L171 104H173V105H171L170 103V105L168 104L167 105ZM174 102V103H173ZM193 102V103H192ZM196 102V103H195ZM239 102V103H238ZM244 102V103H243ZM250 103V104H248L247 105V103ZM263 102V103H262ZM47 103H51L50 105L49 104H47ZM179 103H181V105L179 104ZM188 103V104H187ZM157 104H155V105H157ZM187 104V105H186ZM219 105L220 104V106H218L217 107V105ZM255 104H257L256 106H254ZM152 105V104H151ZM157 105V106H158ZM159 105V106H160ZM175 105H178L177 107H176V109H175ZM193 105V106H192ZM214 105V106H213ZM215 105H216V108H215ZM247 105V106H246ZM260 105H262L261 107H259ZM48 108H47V107ZM168 106H169V108H170V106H171V110H169V108H168ZM173 106H174V108H173ZM184 106V107H183ZM211 106H213V107H211ZM180 107V108H179ZM183 107V109H181ZM190 107V108H189ZM244 107H246V108H244ZM257 107V108H256ZM45 108V109H44ZM168 108V109H167ZM177 108L178 109H180V111L181 112H183V114H185V115H183L179 110H177ZM164 109H166V110H164ZM188 109H190V110H188ZM210 109H212L211 111H210ZM216 109H218V110H216ZM257 109V110H256ZM214 110L216 111V112H214ZM252 110V109H251ZM263 110H264V108H263ZM35 111V112H34ZM40 111V112H39ZM172 111V112H171ZM174 111V112H173ZM177 111H178V113H179V115H178V113H177ZM186 111V112H185ZM218 111V112H217ZM45 112V114H43ZM162 112V113H161ZM189 112H190V114H189ZM192 112V113H191ZM167 113L169 114V115H167ZM180 113H181V116H183V118H181V116H180ZM188 113V114H187ZM206 113V112H205ZM210 113H212V115L214 116H212ZM259 113V112H258ZM41 114V115H40ZM161 114H163V115H161ZM164 114L166 115V116H164ZM209 114V115H208ZM39 115V116H38ZM45 115V116H44ZM48 115V116H47ZM51 115V116H50ZM171 115H172V117H173V119H172V117H171ZM175 115V116H174ZM36 116H38L39 117V119H40V121L36 118ZM177 116H178V118H177ZM190 116V117H189ZM45 117V118H44ZM263 117H264V115H263ZM43 118H44V120H43ZM50 118V119H49ZM78 118V119H77ZM163 118H168V119H163ZM176 118V119H175ZM184 118H186V119H184ZM190 118V119H189ZM203 119V118H205V119H208L207 121L206 120H199V119ZM214 118V119H213ZM230 118L231 119H234L233 121H236V122H238L237 124L239 125V127L243 130V131H245V128H246V131L245 132H247L248 133V135L249 136H251L250 135V131H251V129H250V127L253 125V122H249L247 119H245V118H242V124H239V119H237L236 117H232V115L230 116ZM36 119L40 122V123H38L37 121H36ZM153 119V118H152ZM160 119H162L161 121H160ZM184 119V120H183ZM190 121H189V120ZM195 119H197V120H199V121H197V120H195ZM213 119V120H212ZM217 119V120H218ZM167 120H168V122H167ZM173 120V121H172ZM177 120V121H176ZM188 120V122H186ZM191 120L193 121V122H191ZM211 120V121H210ZM238 120V121H237ZM44 121H46V122H44ZM163 121H166V123L165 122H163ZM175 121L177 122V123H175ZM195 121H197L196 122V124H195ZM79 122V123H78ZM155 122H156V125H155ZM169 122H171V123H169ZM205 124H204V123ZM249 122V123H248ZM38 123V124H37ZM46 123H47V125L49 126V131L48 130H46ZM77 123V124H76ZM151 123V122H150ZM158 123V124H157ZM167 123H168V125H167ZM186 123V124H185ZM192 125H191V124ZM200 123V124H199ZM251 123V124H250ZM50 124V125H49ZM53 124V123H52ZM64 124V125H63ZM170 124H171V128H170ZM181 124V125H180ZM208 124V125H209ZM248 124V125H247ZM35 125V126H34ZM38 125V126H37ZM44 125V126H43ZM72 125H73V127H72ZM155 125V126H154ZM162 125H164V126H162ZM165 125H167V126H165ZM184 125H186L185 127H187V128H185L184 127ZM200 125V126H199ZM203 125H205V126H203ZM47 126V127H48ZM107 126V125H106ZM151 126V127H150ZM161 126H162V128L166 131H164V130H162L161 131ZM173 126V127H172ZM182 126V127H181ZM194 126V127H193ZM202 126V127H201ZM242 126H245V128H243ZM247 126H248V128H247ZM39 127V128H38ZM53 127H54V125H53ZM61 127V126H60ZM75 127V128H74ZM86 127V128H85ZM160 127V128H159ZM183 128V129H185V130H183L182 131V129L181 128ZM201 127V128H200ZM74 128V129H73ZM78 128H79V130H78ZM154 128V129H153ZM167 128V129H166ZM172 128L173 129H177V131L176 130H173L172 131ZM196 128V129H195ZM203 128H205V129H203ZM38 129V130H37ZM44 130V132L42 131V130ZM61 129V128H60ZM75 129H77V130H75ZM160 129V130H159ZM179 129H181V135L183 134V135H187V136H184V137H182L180 134L178 135V137L180 136V138H178L176 135L178 134V133H175V131L176 132H180L179 131ZM188 131H187V130ZM52 132H51V131ZM84 130H86V131H84ZM38 131V132H37ZM188 132V134H187V132ZM192 131V132H191ZM201 131V132H200ZM37 132V133H36ZM48 132H50L49 134H48ZM56 133L55 135H56V137H55V139H57L58 138V134L60 135L61 134V132L60 133ZM158 132V133H157ZM159 132H161V133H159ZM166 133V135H165V133ZM173 133V134H171V133ZM189 132H191V133H193V134H200V136H198L197 134V138H196V136H195V138L196 139H193L194 137H191V136H193V134L192 135H190L189 136ZM195 132V133H194ZM42 133V134H41ZM62 133H63V131H62ZM68 133H69V131H68ZM154 133H157L156 134V136H154L155 134ZM164 133V134H163ZM185 133V134H184ZM81 134V135H80ZM162 134H163V137H162ZM169 134V136H167ZM48 135V136H47ZM68 135H70V136H73V138L72 137H70L69 138V136ZM151 135L153 136V138L154 139H152V137H151ZM157 135H159L158 137H157ZM40 136V137H39ZM67 136H68V138H67ZM75 136H78V137H75ZM83 136V137H82ZM166 136V137H165ZM172 136H174V137H172ZM176 136V137H175ZM53 137H54V135H53ZM62 137V138H63ZM80 137V138H79ZM104 137V138H103ZM150 137V138H149ZM161 137H162V139H161ZM39 138L42 140V142L39 140ZM107 138V137H106ZM156 138V139H155ZM173 138L175 139V138H177V140L175 139V140H173ZM49 139V140H48ZM159 139V140H158ZM39 140V141H38ZM104 140V141H103ZM181 140V141H182ZM225 140V139H224ZM224 140H222L223 141V143L224 144H222L223 145V147L225 148V142H224ZM72 141H73V143H72ZM75 141V142H74ZM95 141V142H94ZM114 141H116V139L114 138V140H109V142L111 143V142H114ZM135 141V143H138V144H140L141 145V138L139 137V138H137V140H132V142H134ZM158 141V142H157ZM175 142L174 144H173V142ZM177 141V142H176ZM63 142V143H62ZM71 142V143H70ZM164 142H165V140H164ZM169 142H172V143H170L169 144ZM75 143V144H74ZM153 143V142H152ZM192 143H190V144H192ZM109 144V143H108ZM53 145V146H52ZM65 145V146H64ZM69 145H71V146H69ZM78 145V146H77ZM173 145V146H172ZM193 145V144H192ZM44 146V147H43ZM81 147H82V149H84V148H87L85 151H83L82 149H81ZM79 148V149H78ZM89 148V149H88ZM262 148V149H261ZM47 149V150H46ZM174 149V150H173ZM234 149V148H233ZM117 150H118V152H117ZM140 150V151H139ZM239 150V151H238ZM144 151V152H143ZM46 152H45V154H46ZM116 152H117V154H116ZM140 152V153H139ZM194 151H188V153H189V155H186V156H189V159H186V160H188V162L189 163H192L193 162V160H194V158H195V160H194V164H193V168H192V166L190 167V170L192 171H185L186 172V174L188 173V172H191L190 174L188 173L187 175H190V176H192V173L194 174L195 173V170L197 171V167H196V165H197V163L199 162V161H202L201 159H202V157L200 156V154L199 153H197V152H194ZM235 153H239L240 152V149H238V148H236L235 149V151H234ZM92 153V154H91ZM137 153V154H136ZM172 153V154H171ZM192 153V154H191ZM259 153H260V155H262V156H264V147H262V146H260L259 147ZM86 154V155H85ZM162 154H164V152L162 153ZM215 154V152L213 153L212 152V154L210 155V156H213ZM224 154L225 155H227V153H225L224 152ZM82 155V156H81ZM148 155V156H147ZM190 155L192 156L193 155V157H190ZM199 155V156H198ZM145 156V157H144ZM164 156H165V154H164ZM163 156V157H164ZM176 156H177V159H176ZM184 157H185V155H184ZM188 158V157H187ZM130 159H132V161L130 160ZM139 159V160H138ZM178 162H176L175 160ZM77 160V162H79ZM135 160H137V161H135ZM184 161V162H186V165H188L189 163L187 162V161ZM192 160V162H190V161ZM252 161H253V159H251ZM43 161V162H42ZM59 161H60V163H59ZM251 161V162H252ZM53 162V163H52ZM58 162V163H57ZM153 162V163H152ZM197 162V163H196ZM254 162V161H253ZM48 163V164H47ZM188 163V164H187ZM123 164V165H122ZM196 164V165H195ZM33 165V166H34ZM47 165V166H46ZM177 165V166H176ZM179 165V166H178ZM32 166V167H33ZM175 166H176V168H175ZM194 166H195V168H194ZM10 167H8V164H7V162L5 161V162H3L2 164H0V171H3V170H5V169H9ZM52 168H53V170H52ZM55 168V169H54ZM185 168V170H188L187 168H186V166L184 167ZM189 168V167H188ZM154 169V168H153ZM172 169V170H171ZM195 169V170H194ZM124 171V172H123ZM233 171V172H232ZM57 172V173H56ZM121 174H120V173ZM119 173V174H118ZM177 173V174H176ZM234 173V174H233ZM225 176H227V178H229V176H230V178H233V179H237V181L239 180L240 182H244L245 184H248V182H250V178L248 177L249 176V172H248V170H246L245 168H243V165H241L240 166V169H238V170H231V169H227V171L225 172ZM239 175V176H238ZM131 176V175H130ZM236 176V177H235ZM137 176H135V174L134 175H132V177H130V178H134L133 180H132V182H135L136 184H138V185H141V183H143V182H145V180H147V176L146 175H143V176H139L138 178H136ZM26 178H27V176H26ZM136 178V179H135ZM229 178V179H230ZM93 179V180H94ZM139 179V180H138ZM159 179V180H158ZM136 180V181H135ZM141 180H143V181H141ZM27 181V180H26ZM58 181V182H57ZM141 181V183H139ZM218 181H220V179H219V177H218ZM153 183V182H152ZM251 183V182H250ZM36 186V187H35ZM91 186V187H90ZM89 190V192H87ZM73 191V192H72ZM58 193V195H59V198H58V196L56 195ZM73 193V194H72ZM87 193H88V195H87ZM66 196H69V197H66ZM36 197V198H35ZM66 197V198H65ZM177 198H175V199H173L172 198V196H171V198H168V196L166 197L165 196V193L164 192H162L161 194H160V196H159V198H157L156 199V203H158L157 205H161V203L160 202H162V201H166V204H167V206H168V209L167 210H165L166 211V214H168L167 216H170V215H178L179 214V212H180V206H178L180 203V196H179V198H178V196H176ZM34 198V199H33ZM70 198H72V199H70ZM170 199V200H169ZM172 199V200H171ZM62 200V201H61ZM82 200V201H81ZM113 200V201H112ZM114 200H116V198H114V195L112 196V198L110 199V202L112 201V202H114ZM140 200V199H139ZM59 201V202H58ZM173 201V202H172ZM200 201H201V199H200ZM200 201H198L197 202V205L196 206H194V207H192V209H191V211H189V213H192L191 214V216H192V218H191V220L192 221H189L190 222V224H191V226L189 227L190 228V231H191V236L190 237H188V236H186L185 234H184V232L186 231V228L184 229V226H185V224L183 223L182 224V226H180V234H178V237H179V239H180V241H181V243H180V251L183 253L182 254V257H180L181 258V261H180V264H185L186 262L188 263V264H195L196 262H206V261H210L211 259L209 258V256L206 254V251L210 248V243H209V235L206 233V232H204L203 234H201L200 233V230H197V223H196V220L198 221V217H199V215H201V217H203L205 214V212H204V209H203V207L204 206H202L201 207V203L202 202H200ZM258 200H256V203L253 205V207H251V209H250V211H249V213H248V215H244L242 212H241V209L239 208V206L237 205V204H232V214H234V216H232V217H230V221H231V225L229 224V226L228 225H221L220 226V230H222V232H224L226 235H227V237H228V239L230 240L229 242V246H230V249L232 250V252H233V254L235 255V257H239L240 255H241V253H240V248L241 247H239V245H238V242H239V233L240 234H242L243 233V235L246 237V243L245 244H247L248 245V247H250L251 248V246H254V242H253V235H255L256 233H257V231H258V228L261 226V225H263L264 224V200H259L258 202H257ZM55 202H58V203H55ZM184 202L187 204V205H189V203H190V201H189V199H184ZM260 202V203H259ZM32 203H34V204H32ZM61 203H63V204H61ZM177 203V204H176ZM75 204V205H74ZM176 204V205H175ZM235 205V206H234ZM85 206V207H84ZM177 206H178V208H177ZM255 206V207H254ZM173 207H174V209H173ZM154 208H155V212H153L154 211ZM175 208H176V210H175ZM61 209H62V211H63V213H62V211H61ZM153 209V210H152ZM60 210V211H59ZM151 210H152V212H151ZM158 210V207H156L155 205H152V206H150V209H148V211H147V214H149L150 215V219H151V227L153 228L152 229V236H153V239H155V240H153L152 242L153 243H156V239L157 238H159V233H158V230L156 229L155 230V216H156V211ZM171 211V212H170ZM233 211L234 212H236V213H233ZM61 212V213H60ZM172 212H175V213H177V214H175V213H172ZM170 213V214H169ZM58 214V215H57ZM60 214V215H59ZM236 214V215H235ZM60 218L62 215V217L59 219L57 216ZM66 215V214H65ZM123 215H127V213H122V216ZM184 216H183V219H182V222L183 221H185L186 220V218H187V216H188V212L186 213V212H184V214H183ZM85 216V217H84ZM65 217H67V215L66 216H64V218ZM195 217V218H194ZM197 218V219H196ZM234 218V219H233ZM62 219V220H61ZM194 223V224H193ZM233 224V225H232ZM131 226H132V231L131 232H133V234H132V238H134V236L137 234L138 235V233L140 232V226L138 225V222H137V218H134V220L132 221V223H131ZM264 226V225H263ZM61 227H63L62 229H61ZM227 227V228H226ZM138 228V229H137ZM181 228H183L184 229V232L182 231V229ZM195 228V229H194ZM46 229V230H45ZM60 230H61V232H60ZM195 230V231H194ZM136 231H137V233H136ZM194 231V232H193ZM227 231V232H226ZM61 233V234H60ZM135 233V234H134ZM63 234V235H62ZM202 235V236H200V235ZM200 237H199V236ZM61 236V237H60ZM62 239H64V240H62ZM202 241V242H201ZM55 242V243H54ZM70 242V243H69ZM192 243V244H191ZM254 243V244H253ZM58 244V245H57ZM70 244V245H69ZM199 244V245H198ZM76 245H77V243L74 245L75 247H76ZM198 245V246H197ZM201 245V246H200ZM78 247H81V246H83V245H80V244H78L77 245ZM183 247V248H182ZM203 248H205V249H203ZM82 249V248H81ZM204 250V252H202ZM81 253L82 252H80V254L78 255V256H80L81 255ZM197 253V254H196ZM67 258V257H66ZM184 258V259H183ZM167 259H169V256L167 257ZM192 259V260H191ZM100 261V262H107L108 261V259H107V256H101L100 257V255H98L97 256V258L96 259H94L93 261H92V263H94V262H96V261ZM184 260H185V262H184ZM242 260H243V258H242ZM62 261V260H61ZM171 261V260H170ZM169 261V262H170ZM216 261V260H215ZM62 262H64V260L62 261ZM217 262H219L218 261V259H217ZM219 263H221V262H219ZM67 264V263H66ZM90 264V263H89ZM149 264V263H148ZM221 264H223V263H221ZM225 264V263H224Z\"/></svg>", "mask_w": 264, "mask_h": 264}, {"label": "water", "instance_id": "95a60500", "mask_svg": "<svg viewBox=\"0 0 264 264\" xmlns=\"http://www.w3.org/2000/svg\"><path fill=\"white\" fill-rule=\"evenodd\" d=\"M240 253L243 260L240 264H264V241L258 250L250 247H241ZM199 264H205L200 262Z\"/></svg>", "mask_w": 264, "mask_h": 264}]
</instances>
